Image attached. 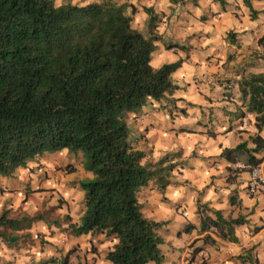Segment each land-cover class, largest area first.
Wrapping results in <instances>:
<instances>
[{"label":"trees","instance_id":"obj_1","mask_svg":"<svg viewBox=\"0 0 264 264\" xmlns=\"http://www.w3.org/2000/svg\"><path fill=\"white\" fill-rule=\"evenodd\" d=\"M243 2L251 8L250 0ZM255 13L251 10L252 18ZM155 39L132 26L124 4L110 0L68 1L58 7L54 0H0V176L10 177L45 152L81 153L91 177L79 181L84 208L69 231L77 237L110 238L105 259L111 264L164 260L160 230L165 222L143 214L139 193L150 180L165 190L176 165L167 154L145 162L127 121L129 113L178 88L171 74L180 60L151 65ZM258 44L264 45V35ZM235 82L241 106L254 115L258 133L250 138L253 147L242 141L220 155L229 163H254L255 154L264 151L259 134L264 127V72L241 74ZM201 206L198 226L187 224L185 230L208 232L201 239L204 244L215 243L210 233L237 242L234 227L243 221L224 217L220 210L206 208L210 214L203 213ZM7 214H0V240L14 245L22 222ZM201 250L193 247L187 264H196ZM67 263L68 255L60 264Z\"/></svg>","mask_w":264,"mask_h":264},{"label":"crops","instance_id":"obj_2","mask_svg":"<svg viewBox=\"0 0 264 264\" xmlns=\"http://www.w3.org/2000/svg\"><path fill=\"white\" fill-rule=\"evenodd\" d=\"M68 1L85 4L100 0H63L59 4ZM110 1L126 6V12L132 18V26L141 34L145 37H156L151 54V65L154 68L165 63L181 61L180 67L171 74V79L178 88L163 99L149 101L133 112L132 114L155 108L150 112L149 119L137 125H143L145 129L147 125L149 134L152 130H159L163 134L165 126L172 128V133L176 134L174 129L178 124L181 125L179 129L204 135L205 158L199 161L201 165H195L196 172L192 177L200 178L202 183L209 181L212 176L219 174L216 172H221L212 166L209 161L211 157H216L214 160L219 162L228 163L220 155L222 150L233 148L242 141H247L248 147H253L250 138L257 134L254 115L248 113L245 106H241L239 89L235 81L241 74L264 72V45L258 44V39L264 35V0H250L251 8L247 7L243 0H225L223 6L212 0ZM251 10L256 11L253 18ZM228 80L231 84L226 88L223 81ZM165 104L167 107L175 104L178 108L170 121L165 118L160 108ZM202 107L213 108L211 116L202 118L198 116L197 119L201 120H194L197 125L190 128L191 119L187 116L188 111ZM208 132L211 133L210 136ZM171 162L175 163V160ZM215 165L219 167L221 164ZM187 168L185 166L184 173ZM183 178V181H190L186 176ZM176 180L161 191L163 201L157 203L154 217L150 218L165 222L160 230L163 239L160 245L164 257L163 264H187L193 247L202 249L195 256L197 263L202 258H207L215 264H264V233L261 223L260 227H257L248 219L247 214L252 203L250 199H246V196L251 197L247 192L245 196L240 195L236 200L243 208L236 209L234 213L238 214L232 217L235 214H230L232 213L230 204L235 203L237 193H232V199L231 195L225 196L226 201H223L221 194L214 193L212 188L205 189L208 195L205 193V197L197 198L183 181ZM205 185L207 183L197 186L196 190H201ZM238 193L241 194L240 191ZM251 198L261 207V202L257 198ZM1 199V202L6 203L7 199L0 196ZM197 200L205 205V209L220 210L224 217H239L243 221L234 227L237 242L221 239L210 233L215 243L204 244L201 239L208 232L199 234L197 228L185 230L187 224L194 226L199 224ZM8 214L10 215L9 211ZM28 217L9 216L22 223ZM22 236H26L25 232L19 239ZM3 245L4 242L0 243V251ZM109 248L110 246H99L94 239L82 243L75 241L74 237L65 242L62 239L59 241L55 234L49 238V243L45 247L32 246L30 254L17 255V258H20L19 264H60L68 255L67 264H111L105 259ZM4 255L8 254L0 252V259ZM4 260H8L7 257H4Z\"/></svg>","mask_w":264,"mask_h":264},{"label":"rangeland","instance_id":"obj_3","mask_svg":"<svg viewBox=\"0 0 264 264\" xmlns=\"http://www.w3.org/2000/svg\"><path fill=\"white\" fill-rule=\"evenodd\" d=\"M54 1L56 2L55 4H57V0ZM61 1L63 0H59V3H61ZM223 82L226 88L231 84L229 80ZM230 95L232 96V94ZM160 108L162 114L169 121L172 114L174 115V113L178 111L175 104L168 105V107L165 104L160 106ZM154 109L155 108H151L149 111L147 110L134 114L129 113L127 118L131 129V137L136 147L145 153L144 161L154 163L158 160L157 156L162 158L166 155L161 153H168L167 158H169L170 161L175 160L176 165L169 175L171 183L174 182V179H178L182 182L184 179L183 177H188L190 181L184 180L183 184H185L190 191H193L197 198L198 196L202 198L205 197V193L207 195L209 194L205 189L209 190L212 188L214 193L221 194V199H223V201H226L225 196H232L233 192L237 193L238 196L234 198L235 203L230 204V209L232 210L230 214H235L234 211L236 209L241 210L243 207L240 203H237L236 200L240 195L245 196L247 192L245 185L248 178L244 159H240L236 163L231 164L229 162H219L214 160L216 157H211L209 160L210 163L214 166L216 171L221 170V172H216L219 174L212 176L209 181L207 180V182L204 181L202 183L200 178H193L192 174L194 175L196 172L195 165H201L199 161H203L205 158V152L203 151L205 147L203 140L205 138L204 135L191 132V130L184 131L179 129L181 125L178 124L174 129L176 134H173V129L167 126H165L166 129L163 131V134L159 130H152L149 134L147 125L145 129L143 125L139 126L137 124L149 119L151 116L150 112ZM212 111L213 108L210 109V107L189 110L187 113V116L191 119L189 127L194 128L195 125H197V122L193 121H196L198 116L200 118L203 116H211ZM207 134L208 136L211 135L210 132ZM260 136L264 137V127L260 132ZM247 137H249V135L246 136V138ZM215 164H221L219 165L221 168L219 169ZM185 166L188 167L186 173H184ZM89 176L90 174L83 168L81 153L69 152L66 149L45 152L41 156L35 157L26 167L16 169L10 177L0 176V196L7 199L6 203H4V201L1 202L2 199L0 200V214L2 211H9L10 215L7 214L8 217L12 216L13 218H18L22 215L29 216L24 223H21L20 229L16 231L17 235H21L25 232L26 236H22L14 245L4 243L1 247L0 252L8 255H4L3 258L0 259V264H19L18 259L20 258H17V255L25 256V253L30 254L32 246H37L38 248L45 247V245L49 243V238L55 234L58 236L59 241L62 239L63 242L67 239L71 240L72 237H74V240L80 243L94 239L99 246H111L113 241L103 234L95 236L86 235L83 238H76L77 236L71 235L69 231L70 223L74 224L79 222L80 215L84 208V196L82 189L79 187V181ZM204 183H207V185L201 190H196L197 186ZM239 191L241 194L238 193ZM160 193L161 191L158 190L154 180H150L148 185L140 191L139 202L142 207V212L146 217H154L157 203L163 201ZM246 199H250L252 203L247 214L248 219L252 221L254 226L260 227L261 207L259 204H255L251 197L248 198L246 196ZM10 201H12V203H10ZM201 205L202 204L197 200V212L200 208L201 210L203 209ZM206 212L209 211L204 209L203 213ZM237 214L238 213L232 215V217ZM34 215H40V218L30 220ZM7 231L9 232V230ZM0 243L2 244L3 241L0 240ZM4 257H7L8 260H4Z\"/></svg>","mask_w":264,"mask_h":264},{"label":"built area","instance_id":"obj_4","mask_svg":"<svg viewBox=\"0 0 264 264\" xmlns=\"http://www.w3.org/2000/svg\"><path fill=\"white\" fill-rule=\"evenodd\" d=\"M255 156L257 161L254 163H246L245 165L248 175L246 190L249 196L255 197L261 202L262 213L260 219L261 229H263L264 233V151ZM200 263L215 264L207 258H202L198 264Z\"/></svg>","mask_w":264,"mask_h":264},{"label":"clouds","instance_id":"obj_5","mask_svg":"<svg viewBox=\"0 0 264 264\" xmlns=\"http://www.w3.org/2000/svg\"><path fill=\"white\" fill-rule=\"evenodd\" d=\"M59 6V0H57V7Z\"/></svg>","mask_w":264,"mask_h":264}]
</instances>
